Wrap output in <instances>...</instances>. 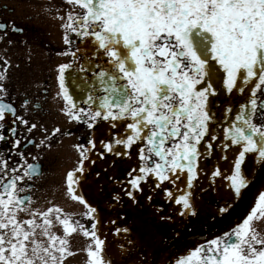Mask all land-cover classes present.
<instances>
[{
    "label": "snow or ice",
    "instance_id": "1",
    "mask_svg": "<svg viewBox=\"0 0 264 264\" xmlns=\"http://www.w3.org/2000/svg\"><path fill=\"white\" fill-rule=\"evenodd\" d=\"M66 2L84 11L67 14L64 44L71 48L74 34L84 47L62 53L74 58L80 54L73 63H62L57 69L58 96L65 102L63 113L70 121L87 124L88 128L104 121L112 128L117 127L116 122L126 124L124 137L101 141L108 153L126 154L114 151V145L125 149L138 142L145 145L139 149L142 163L138 170L128 173L129 188L124 190L133 203L137 202L134 193L142 192L149 178H154L155 189H161L165 182L176 184L183 173L186 190L177 196L165 188L164 196L181 206V217L197 216L190 190L214 146L209 141L218 139L220 151L225 153L221 159L228 164L229 192L217 214L230 215L250 185L259 183L264 187V123L254 122L258 110L264 113V102L258 103L257 99L264 91V0ZM8 27L0 23L5 35ZM12 31L23 29L13 25ZM6 78L7 67L0 71V142L10 140L12 147L7 156L0 155V264H64L74 254L68 237L77 231L91 240L86 250L87 264H120L118 258H108L105 241L98 235L97 208L78 191L77 174L86 171L85 161L93 162L89 153L97 145L92 139L88 141L90 147L76 145L80 161L66 177L69 196L84 204L83 215L95 221L90 228L62 214L58 206L32 210L30 219H19V213L29 211L33 202L20 184L25 178L39 175L40 166L27 163L24 153L19 152L24 163L9 167L13 149H19L22 143L16 138V125L27 126L29 133L37 125H29L18 115L14 102L8 100L3 84ZM246 89L250 95L243 97L246 102L235 109L233 119L224 113L217 115L214 97L225 92L234 97L236 93L245 94ZM27 103L21 107L26 108ZM226 113H233V108H227ZM217 125L221 126L219 136ZM59 132L56 128L53 135ZM249 157L251 167L246 168ZM213 167V177H220L221 168ZM21 169L23 175H17ZM113 199L119 201L120 196ZM54 214L63 226V237L52 232ZM160 218L171 219L164 215ZM257 218H264V191H259L242 222L213 238L196 241L174 264H264V236L252 227ZM116 231L127 233L129 229Z\"/></svg>",
    "mask_w": 264,
    "mask_h": 264
},
{
    "label": "flooded vegetation",
    "instance_id": "2",
    "mask_svg": "<svg viewBox=\"0 0 264 264\" xmlns=\"http://www.w3.org/2000/svg\"><path fill=\"white\" fill-rule=\"evenodd\" d=\"M41 1L51 2L55 8L60 5L65 7L60 9V12L52 14L58 19L64 17V19L60 18L63 32L59 44L60 52L75 51L77 47L83 48L84 42L76 38L74 34L72 36L74 43L71 48L64 44L63 36L65 31L63 24L69 12L77 14L82 13L84 10L78 6L68 4L66 0ZM1 2L2 0H0ZM14 14L16 12L9 5L4 2L0 4V23H5L9 26L6 35L4 31H0V48L4 47L5 42L12 46L15 38L28 37L31 35V31L36 33L41 28V26L37 28L26 25L25 19H31L30 15H27L23 21L19 22L16 20L18 16H14ZM13 25L22 28L23 31H12ZM41 32L45 38V30H41ZM24 43L26 42L24 41ZM79 57V53L76 58L65 56L67 59L65 63H73L74 59H79ZM5 60L7 59L0 57L1 63ZM59 65L55 66L53 72V84H49L51 75L47 74L37 91L39 98L33 100L32 112H35L36 109H44L43 103H52L53 109H55L54 114L50 112L49 107L45 111L50 115L49 123L42 125L43 128L36 127L30 133L27 126L19 123L16 125L18 129L16 138L20 139L22 143L19 149H13L9 167L24 163V160L18 155L19 152L24 153L27 163L39 164L40 166L39 175L32 179L25 178L20 184V187L26 189L25 194L29 195L33 201L29 211L19 213L20 220L30 219V211L32 210L45 211L49 207L58 206L62 209V214H69L72 219L79 220L90 228L91 223L95 221L89 220L83 215L86 212L84 204L71 199L67 192L66 182L67 173L74 171L80 161L76 145L90 147L88 144L90 139L96 142L97 147L89 153L90 161L93 162L85 161L86 171L83 174H77L78 178H80L78 191L84 195L91 206L97 208L96 215L99 220L97 231L101 239L105 241V249L110 260L118 258L120 264H142V262H146V264H174L175 259L183 255L186 249L193 246L196 241L203 242L205 238H213L216 235H220L225 230H230L237 223L242 222V218H246V215L254 206V201L258 197L259 191H264V187H261L259 183L250 185L249 189L246 190L244 199L234 205L230 215L217 214V209L224 206L226 194L229 192V181L226 179V175L229 174L228 164L221 159L225 153L220 151L221 141L219 139L209 141L214 146L209 150L207 158L203 161L200 169H198V179L194 182L193 189L190 190L194 206L198 212L197 216L188 215L181 217L179 215L181 206L167 201L164 196L163 189L165 188L171 189L174 195L177 196L186 190V174L183 173L180 174V179L176 181V184L165 182L161 189H155L154 178H149L147 183L142 185L143 191L134 193L137 197V202L133 203L124 190L129 188L127 183L129 179L128 173L133 169L138 170L142 163L139 159V149L145 145L138 142L131 149H125L123 145H114V151L126 153L125 155L116 156L114 153H108L101 146V141L106 143L114 142L115 139L124 137L126 124L116 122L117 127L112 128L109 122L104 121L97 122L93 128H88L87 124L70 121L63 113L65 102L58 96L57 69ZM81 65L83 66L82 61ZM76 74L74 73V75ZM79 75L84 76L83 73H79ZM88 75L90 78L91 73ZM8 90L7 98L14 102L18 109V115L23 116L29 125L33 124L28 120L29 115H31L30 111L26 110L28 108L21 107L23 102L19 103L16 101L11 95V90ZM246 95H250L247 89L245 94L236 93L234 97L233 94L226 92L218 94L217 97L213 98L218 110L217 115L220 116L221 113H224L228 119H233L235 109L241 103L246 102L243 99ZM257 99L258 103L264 102V91L258 93ZM25 101L29 102V98H25ZM229 107L233 108V113H226V109ZM262 116H264V113L258 110L254 118V122L257 125L264 123ZM56 128H59L60 132L53 135ZM220 131L221 126L217 125L216 134L218 136ZM5 134H7L6 130ZM205 139L207 140V138ZM29 140L32 143H29ZM42 140L44 144L40 143ZM11 147L10 140L0 142V155L7 156ZM205 147L206 145L202 142V148ZM60 151L62 154H58ZM230 152L231 150H228L227 154L230 155ZM156 159L153 156V160ZM213 165L221 168L222 175L220 177H213ZM245 167H251L250 157ZM23 171L24 169H21L17 175H23ZM136 174H138V171ZM116 195L120 196L119 201L113 199ZM149 195L153 197L151 201L147 199ZM159 208H162L163 212L157 211ZM161 215L171 217V219L162 220L160 218ZM52 219L53 227H55L52 232L63 237V226L55 220V214ZM252 227L260 235L264 236V218L254 219ZM123 228L129 229V231L117 234L116 230ZM72 236L78 237L83 242V246L80 249H76L71 256L77 257L79 264H87L86 250L91 243L90 238L84 237L80 231L72 234L70 238ZM118 253L120 254L119 256H117Z\"/></svg>",
    "mask_w": 264,
    "mask_h": 264
},
{
    "label": "rangeland",
    "instance_id": "3",
    "mask_svg": "<svg viewBox=\"0 0 264 264\" xmlns=\"http://www.w3.org/2000/svg\"><path fill=\"white\" fill-rule=\"evenodd\" d=\"M3 2L14 9L16 12L14 16H18V19H16L17 21H23L27 15H30L32 17L31 19H25L26 25L37 28L41 26L38 32L34 33L31 31V35L28 37L21 36L15 38V42L12 46L5 42V45H3L4 47L0 48V57L7 59L8 64L5 65L4 62L1 63L0 61V71H3V69L7 67V78L3 81L7 89V94L9 93L8 89H10L13 98L19 103L23 102L22 105L24 104V99L29 98V102L26 106L29 110H26L30 111L31 115H29L28 120L35 123L37 127L43 128L42 125L45 123L48 124L50 121V115L45 112L46 109L49 107L50 112L53 114L55 109H53L52 103H43L44 109H36L35 112H32L33 100L39 98V93H37V91L41 87L43 79L47 77V74L51 75L49 84H53L55 66L65 63L67 60L60 52L61 50H59V44L63 33L61 29L62 21L60 18L58 19L52 15L54 12H60V9H64L65 7L60 5L55 8L51 2L41 0H2L1 3ZM41 30H45V38ZM24 41L26 43H24ZM35 95L37 96L34 97ZM58 154H62V152L60 151ZM54 229L55 227L52 228V231H54ZM38 238L45 239L39 235ZM68 239L69 247L72 252L83 246V242L76 236H72L71 238L69 236ZM64 264L79 263L77 257L69 256L65 259Z\"/></svg>",
    "mask_w": 264,
    "mask_h": 264
}]
</instances>
